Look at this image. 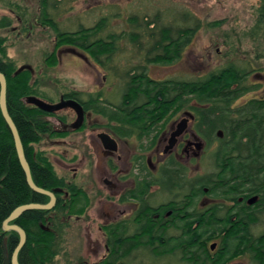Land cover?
<instances>
[{"label":"trees","instance_id":"trees-1","mask_svg":"<svg viewBox=\"0 0 264 264\" xmlns=\"http://www.w3.org/2000/svg\"><path fill=\"white\" fill-rule=\"evenodd\" d=\"M38 1L37 23L52 28L56 37L53 47L67 46L83 50L95 63L111 68V71L115 67L111 65L112 60L123 39L126 38L133 47L142 51L141 43L147 38L143 63L128 69L123 74L124 77L122 76L124 85L120 91L121 100L118 104L105 105L101 100V93L83 94L85 99H82L80 92L70 91L64 93L66 97L79 101L86 110L100 114L107 121L104 124L106 127L123 135H126L130 128L138 129V125L130 123L144 121L157 123L182 107L192 108L190 101L193 100L198 106L194 109L200 121L197 125L199 134L206 138L208 143L217 141L210 159L211 169L195 176L188 184L194 186L193 189L199 194L203 192L201 191L203 187L208 188L205 193L212 197L228 194L229 199L234 200L233 204L228 207L223 203L209 207L182 204L179 214L176 215L180 220L176 222L167 219L160 226L147 218L149 209L143 207L137 210L133 216L132 235L124 239L128 241V245L133 244L134 250L137 249L134 252L135 256L142 258L143 252L148 250L151 258L176 251L182 260H188L191 264H203L207 261L209 253L207 245L205 243L201 245L204 241L200 240L201 235L218 229L211 221H205L206 218L235 216L241 225H245V250L252 254L253 259H263L264 248H257V241L252 233H260L264 237V204H259V201L239 204L236 201L242 192L259 194L261 188L264 193V100L260 103L250 100L244 105L232 107L234 100L248 89L246 79L252 69L246 70L228 64L201 77L153 79L148 76L146 65L168 64L179 59L190 38L199 28V21L196 20L194 25L184 22V26L181 27L160 24L161 14L156 12L152 18L145 20L129 16L127 18L129 31L124 30L121 33L105 30L106 17H101L91 27L80 26L75 31H61L54 22L50 10L54 9L60 0ZM180 16L184 21L190 17L187 12L181 13ZM8 22V18H4L0 27L7 26ZM263 26L264 0H260L253 26L254 35L258 38L259 34L263 33H260ZM3 43L4 38L0 37V55L4 54ZM54 52L52 50L46 59L48 64H55L58 60ZM17 69L11 61L0 57V72L6 79L7 110L18 130L32 180L37 186L49 190L67 187L70 198L67 204H60L65 200L60 195L61 192L58 194V204L51 210H27L10 223L18 224L26 233L25 244L17 257L19 264H51L57 254L59 238L66 225L60 219L61 216L65 214V209H68L70 214H82L88 205L87 198L74 183L66 185L64 179L57 177L51 161L44 152L35 150L34 144L38 143L43 135L54 136L63 133L54 132L49 122L43 118V115L50 113L25 103L26 96L36 92L32 82L33 72L27 68L16 72ZM244 138L246 141L243 142ZM260 196L264 202V194ZM47 201V195L32 191L26 184L16 157L12 136L0 113V264L3 259V240L8 255H11L18 242L17 232L3 230V220L21 204L32 202L44 204ZM51 213L53 217L49 221L52 223L47 224L46 217ZM196 218L202 219V223L192 228L193 220ZM105 228L109 234L110 226ZM239 231L237 228L229 232L239 234ZM161 239H164L166 245L158 250L157 243ZM109 240L111 241L108 235V242ZM166 260L165 264H170L168 257ZM97 264H110L109 257Z\"/></svg>","mask_w":264,"mask_h":264},{"label":"rangeland","instance_id":"rangeland-1","mask_svg":"<svg viewBox=\"0 0 264 264\" xmlns=\"http://www.w3.org/2000/svg\"><path fill=\"white\" fill-rule=\"evenodd\" d=\"M259 3L260 0H60L58 5L53 3L55 8L50 10L61 31H75L80 26L91 27L101 17H106L105 30L121 33L129 31V16L145 20L152 18L156 12L161 14L160 24L181 27L184 22L194 25L199 21V28L190 38L181 57L168 64H147L148 76L153 79H190L232 64L234 67L252 69L253 74L248 78L253 82L258 79L253 77L256 72L264 77V26L260 29V33H263L259 34V38L254 35L253 29ZM183 12L190 15L185 21L180 16ZM38 17V0H0V23L4 18L9 20L7 26L0 27V37L4 38V54L0 57L11 61L17 68L23 65L31 67L36 91L31 95L55 103L61 94L70 91L80 92L82 99H85L83 94L101 93L105 105L118 104L124 85L123 74L141 64L147 38L141 43L142 51L133 47L126 38L123 39L112 60L111 65L115 67L111 71V68L95 63L83 50L67 46L53 47L55 33L49 26L38 25ZM52 50L58 60L55 64H48L46 59ZM24 101L27 103L26 99ZM69 112L63 109L58 113ZM44 119L52 120V117L48 114ZM93 121L103 124L105 119L89 116L87 123ZM50 123L51 128H60L57 121ZM89 129L85 128L71 137L43 135L34 144L35 150H41L48 157L58 176L67 178L72 174V170L63 163L72 162L70 165H75L82 161L77 166L74 182L86 189L90 197L85 213L78 220L71 219L65 225L51 264H84L85 259L91 263L96 257L89 255L91 246H88L90 242L87 237L101 241L102 245V237L97 230L101 222L99 204H96L99 180L95 171L96 158L87 145ZM63 140L71 145H61L59 141ZM191 167L193 171L206 170L205 161L202 160Z\"/></svg>","mask_w":264,"mask_h":264},{"label":"flooded vegetation","instance_id":"flooded-vegetation-1","mask_svg":"<svg viewBox=\"0 0 264 264\" xmlns=\"http://www.w3.org/2000/svg\"><path fill=\"white\" fill-rule=\"evenodd\" d=\"M252 74L250 73L246 79V82L249 83H247L249 85L248 89L234 100L233 108L244 105L250 100H256L259 103L264 100V77L261 73L256 72L253 77H258V79L250 82L248 77ZM60 98L73 99L66 97L64 94L59 96V100ZM190 104L192 108L182 107L176 113L168 115L166 119L157 123L152 121L130 123V125H138L139 127L137 130L130 128L126 135L119 134L106 127L104 124L107 121L104 117L105 122L103 124L101 121L87 123L91 115L100 118L102 116L93 113L91 110H86L82 104L83 122L80 127L75 128L72 126L76 120V112L70 107L50 112L52 120L45 119L49 124H51V121H57L60 128L52 129L56 133H63L62 137H71L85 128H90L86 139L91 154L96 158L95 171L99 180L98 190L96 191L99 198L96 204H99L101 219L97 230L102 237V245L101 241L91 240L87 237V241L90 242L88 246H91L88 249L89 255L96 258L91 263H88L85 259L84 264H97L106 257H109L110 264H165L166 257H168L170 264H191L188 260H182L180 254H177L176 251L151 258L148 250L143 252L142 258L138 255L135 256L134 252L137 249L134 250L133 244L128 245V241L124 240L132 235L134 213L143 207L149 209L147 218L160 226L167 219L178 222L180 218L176 215L179 214L182 204H197L201 207L221 203L228 207L233 204L234 200L229 199L228 194H219L212 197L205 193L207 187H203L201 190L203 192L199 194L198 191L196 192L193 189L194 186L191 187L188 184L195 176L211 169L210 159L217 144L215 140L208 143L207 139L199 134L197 125L200 121L194 109L198 106L193 100L190 101ZM63 109L69 110L71 114L70 112L68 114L58 113ZM44 117L46 116L43 115ZM177 130L179 131L178 134H173ZM48 137L50 136L48 135ZM242 141L244 142L246 139L244 138ZM59 143L61 145H71L66 140L59 141ZM200 160L205 161L206 170L202 172L193 171L191 165L193 163L197 164ZM81 162L79 161L75 165H70L72 162H69V164L63 163L66 168L72 170V174L67 178L56 174L57 177L64 179L66 185L75 184L77 166L81 165ZM76 186L82 190L87 198V209L90 204L88 191L79 184ZM45 190L52 192L55 197L52 208L58 204V194L61 192L60 195L65 200L60 204L68 203L70 194L67 187L63 186L60 190L55 188ZM259 192V194L239 193L236 201L239 204L256 203L258 201L259 204H264L260 196L264 194L261 188ZM102 193H104V197ZM49 200L50 197L48 196ZM64 213L60 218L64 224H67L71 219L78 220L82 216V214H70L68 209H65ZM51 217H53L52 213L46 217L47 224L52 223V221H49ZM205 221H211L213 225L218 226V229L201 235L200 240H204L201 245L205 243L209 253L207 261L203 264H256V261L258 264H264V258L253 259L252 254L245 250V225H241L242 223L238 218L235 216L206 218ZM200 223H202V219H194L192 228H196ZM105 226H110L109 234ZM237 228L240 230L239 234L229 232L230 230H237ZM108 235L111 239L109 242ZM262 235L260 233L256 234V232L252 233V236L256 238L255 241H257L256 246L260 249L264 248V237ZM157 244L158 250L163 249L166 245L164 239L159 240ZM152 252L154 253V251ZM134 256L136 259H134Z\"/></svg>","mask_w":264,"mask_h":264},{"label":"water","instance_id":"water-1","mask_svg":"<svg viewBox=\"0 0 264 264\" xmlns=\"http://www.w3.org/2000/svg\"><path fill=\"white\" fill-rule=\"evenodd\" d=\"M27 68L31 69L30 66L28 65H23L20 66L16 72L21 71L22 69ZM26 101L29 104L34 105L38 109L44 112H55L60 110L61 108L65 107H70L74 109L76 112V120L72 124L73 127L77 128L80 127L82 122H83V109L81 104L74 100V99H63L60 98L58 102L51 103L47 102L39 97H36L34 95H28L26 96ZM0 113L1 116L6 123V126L8 127L10 134L12 136L13 144H14V149L16 152V157L19 162V165L24 173L25 177V182L28 185V187L37 193L45 194L50 197V200L47 203H26V204H21L17 207H15L9 215L3 220L2 222V228L4 231L7 230H14L18 234V242L16 246L14 247L11 255H8L6 248H5V241L3 240V259H2V264H19L18 262V253L20 249L23 247L26 241V233L23 228H21L18 224L15 223H10L14 219L18 218L23 212L27 210H32V209H50L53 207L54 202H55V197L52 192L45 190L42 187L37 186L34 181L32 180L31 173H30V168L29 164L27 162V159L25 157L24 151H23V146L21 143V139L19 137L18 130L9 115V112L7 110L6 106V79L3 73L0 72ZM178 130L175 131L173 134H178Z\"/></svg>","mask_w":264,"mask_h":264}]
</instances>
